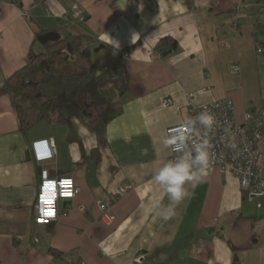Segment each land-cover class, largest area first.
<instances>
[{
  "label": "crops",
  "instance_id": "obj_1",
  "mask_svg": "<svg viewBox=\"0 0 264 264\" xmlns=\"http://www.w3.org/2000/svg\"><path fill=\"white\" fill-rule=\"evenodd\" d=\"M47 31L82 35L93 56L104 44L98 52L125 64L127 84L110 87L114 113L101 123L74 115L27 129L14 96L0 93V264H264V200L246 202L232 173L186 184L168 220L154 207L170 203L154 173L170 153L166 129L189 119L188 94L194 107L231 98L237 122L264 104V0H0V85ZM164 37L174 45L162 56L154 47ZM42 139L54 154L36 161L31 145ZM257 146L264 154V135ZM38 167L79 188L49 224L33 219ZM119 186L128 190L108 224L96 202Z\"/></svg>",
  "mask_w": 264,
  "mask_h": 264
},
{
  "label": "built area",
  "instance_id": "obj_2",
  "mask_svg": "<svg viewBox=\"0 0 264 264\" xmlns=\"http://www.w3.org/2000/svg\"><path fill=\"white\" fill-rule=\"evenodd\" d=\"M80 19L81 13L75 14ZM236 15L233 16V19ZM260 50L261 48H257ZM235 68V67H234ZM188 94L189 119L183 123L170 126L166 129V137L182 131L189 120L194 121L191 126L188 147L192 142L202 143L209 141L210 162L206 175L215 169L221 172H230L238 179L243 197L246 202L253 203L260 208L264 200V154L258 149L257 143L264 135V104L259 108L247 111L243 122H237L234 117V107L231 98L226 97L212 101L200 107H194ZM172 104L171 98H165L163 105ZM202 112L210 113L214 118L211 130H205L195 120ZM32 153L36 161L52 158L54 144L50 139H42L32 142ZM168 160L175 159L178 153L169 147ZM128 187L119 186L106 198L97 200L98 209L104 220L111 224L115 220L113 212L114 204L126 194ZM79 188L71 176H50L45 168L40 170L36 198L33 205L34 222L37 224H49L55 221L59 215L58 202L66 200L63 215L71 209L72 200L78 193ZM75 264H86L80 260Z\"/></svg>",
  "mask_w": 264,
  "mask_h": 264
},
{
  "label": "trees",
  "instance_id": "obj_3",
  "mask_svg": "<svg viewBox=\"0 0 264 264\" xmlns=\"http://www.w3.org/2000/svg\"><path fill=\"white\" fill-rule=\"evenodd\" d=\"M39 35V34H37ZM84 37L79 34L60 35L56 42H47L43 49L30 54L22 68L7 78L0 85V93H11L15 98L21 129H27L41 120L71 123V118L78 113L92 116L91 109L107 103L104 87L108 84L119 92L127 84L125 64L99 65L94 61L92 50L84 46ZM170 37L160 39L154 47L156 52L166 55V46L174 45ZM127 48L122 50V53ZM90 75L80 90L81 101L62 98L58 101L46 97L37 90L40 86L57 80L80 79ZM50 252L59 255L53 249ZM232 264H238L234 259Z\"/></svg>",
  "mask_w": 264,
  "mask_h": 264
},
{
  "label": "clouds",
  "instance_id": "obj_4",
  "mask_svg": "<svg viewBox=\"0 0 264 264\" xmlns=\"http://www.w3.org/2000/svg\"><path fill=\"white\" fill-rule=\"evenodd\" d=\"M134 43V42H133ZM205 130H211L214 124L213 116L208 112H202L195 118ZM194 121L189 120L182 131L177 134H170L162 140L165 148L172 150L179 155L175 159L165 161L154 173L155 182L161 187L162 195H166L170 201L169 205L161 208L160 203L154 206L157 215L168 220L176 215V207L190 195L186 184L200 181L209 167V141L202 143L192 142L191 148L188 142L191 139L190 131ZM149 212L153 209H148Z\"/></svg>",
  "mask_w": 264,
  "mask_h": 264
},
{
  "label": "rangeland",
  "instance_id": "obj_5",
  "mask_svg": "<svg viewBox=\"0 0 264 264\" xmlns=\"http://www.w3.org/2000/svg\"><path fill=\"white\" fill-rule=\"evenodd\" d=\"M63 35V33H62ZM103 54L96 52L94 53V61L102 65H110L106 64L107 60H103ZM109 60V59H108ZM105 61V62H104ZM91 79V76L88 75L84 78L80 79H71V80H57L49 84L42 85L38 88L37 92L41 93L43 95H46L47 97H50L54 101H58L59 99L62 98H69L73 101H81V95H80V90L84 87L85 83ZM111 85L108 84L104 87L103 93L104 96L107 100V103L104 105L98 107L97 109H91L88 110V112H92V116L89 118L82 113H78L77 115L83 116L86 119H93V122L98 121L99 119L104 120L106 117L111 116L114 113V104L113 102L110 101V97H112L113 94V89H110ZM94 116V117H93ZM101 123V120H99ZM95 124V123H94ZM99 128H101V124H99ZM100 132V131H99Z\"/></svg>",
  "mask_w": 264,
  "mask_h": 264
},
{
  "label": "water",
  "instance_id": "obj_6",
  "mask_svg": "<svg viewBox=\"0 0 264 264\" xmlns=\"http://www.w3.org/2000/svg\"><path fill=\"white\" fill-rule=\"evenodd\" d=\"M60 38V34L57 31H47L37 36V40L40 44L44 45L47 42H56ZM104 47V44H99L97 47L93 49V52H98L101 48ZM38 172H40L41 168H37Z\"/></svg>",
  "mask_w": 264,
  "mask_h": 264
}]
</instances>
